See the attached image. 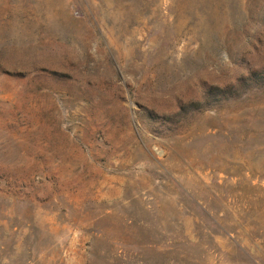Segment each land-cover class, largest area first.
<instances>
[{
    "label": "rangeland",
    "instance_id": "374dc122",
    "mask_svg": "<svg viewBox=\"0 0 264 264\" xmlns=\"http://www.w3.org/2000/svg\"><path fill=\"white\" fill-rule=\"evenodd\" d=\"M0 264H264V0H0Z\"/></svg>",
    "mask_w": 264,
    "mask_h": 264
},
{
    "label": "trees",
    "instance_id": "16d2710c",
    "mask_svg": "<svg viewBox=\"0 0 264 264\" xmlns=\"http://www.w3.org/2000/svg\"><path fill=\"white\" fill-rule=\"evenodd\" d=\"M220 93H224V94H226V91H222V92H220Z\"/></svg>",
    "mask_w": 264,
    "mask_h": 264
}]
</instances>
